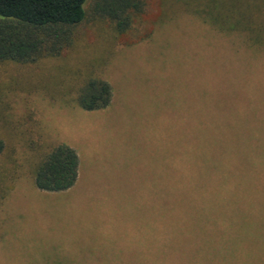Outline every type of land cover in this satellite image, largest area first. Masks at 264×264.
Instances as JSON below:
<instances>
[{
	"label": "rangeland",
	"instance_id": "374dc122",
	"mask_svg": "<svg viewBox=\"0 0 264 264\" xmlns=\"http://www.w3.org/2000/svg\"><path fill=\"white\" fill-rule=\"evenodd\" d=\"M153 29L125 46L88 16L62 57L0 63V264H150L168 194L196 164L195 128L264 127V65L192 16ZM93 68L112 98L88 112L71 100ZM58 144L76 151L77 180L40 191L31 149Z\"/></svg>",
	"mask_w": 264,
	"mask_h": 264
},
{
	"label": "trees",
	"instance_id": "16d2710c",
	"mask_svg": "<svg viewBox=\"0 0 264 264\" xmlns=\"http://www.w3.org/2000/svg\"><path fill=\"white\" fill-rule=\"evenodd\" d=\"M180 15L232 37L253 65H264V0H94L89 13L85 0H0V63L28 67L62 57L88 16L107 21L115 39L129 46ZM76 87L71 101L84 111L111 102V87L94 68ZM3 149L0 139V154ZM31 150L38 190L63 192L75 184L79 161L72 147ZM194 151L195 167L168 194L164 251L150 264H264V127L199 125Z\"/></svg>",
	"mask_w": 264,
	"mask_h": 264
}]
</instances>
